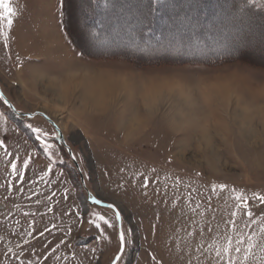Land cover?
Returning a JSON list of instances; mask_svg holds the SVG:
<instances>
[{
    "label": "rangeland",
    "instance_id": "obj_1",
    "mask_svg": "<svg viewBox=\"0 0 264 264\" xmlns=\"http://www.w3.org/2000/svg\"><path fill=\"white\" fill-rule=\"evenodd\" d=\"M66 1L15 0L12 28L2 22L7 46H17L25 60L17 62L20 72H10L22 88L0 63V141L20 158L18 167L31 161L20 181L11 175L12 157L0 148V264H112L121 252L115 211L121 228L131 230L116 264H216V250L229 238L235 246L253 233L257 247L246 264H264V234L259 223L248 226L231 191L248 196L259 221L264 204L252 197L264 195V69L240 61L218 67L186 62L236 52L264 62L263 18L235 22L233 5L240 0H168L151 15L148 0H109L92 13L86 0ZM64 11L83 50L64 28ZM97 19L105 32L95 40ZM146 25L185 45L158 51L140 44ZM198 37L206 39L203 52L192 43ZM110 48L183 60L138 67L82 52ZM73 72L92 80L114 75L128 80V88L112 87L96 109L86 105L84 84L68 99L55 89ZM214 184L227 187L213 193ZM94 198L115 209L99 207Z\"/></svg>",
    "mask_w": 264,
    "mask_h": 264
},
{
    "label": "snow or ice",
    "instance_id": "obj_2",
    "mask_svg": "<svg viewBox=\"0 0 264 264\" xmlns=\"http://www.w3.org/2000/svg\"><path fill=\"white\" fill-rule=\"evenodd\" d=\"M15 0H0V36H3L5 39V47H7V39L8 35L6 32L3 31V24L2 22L6 20L7 27L9 29L13 26V20L12 17L15 16L16 9L12 6ZM154 5H158L159 8H167L169 6L168 0H150V3L146 5L147 7V14L151 15L153 11H156L157 9L154 7ZM144 5L138 4L136 5L137 8H140ZM233 8L236 10L237 15L233 18L235 22L242 24V25H250L254 23V17L256 15L257 11L264 12V0H240L239 4L233 5ZM3 94L0 93V99H2ZM31 127V125H29ZM33 132L39 131L38 129L33 128ZM43 143V142H42ZM45 150L47 151L48 145H44ZM0 148H4L5 154L9 157H12V154L7 151L4 142L0 141ZM31 161V157L27 159H23L22 166L18 167V163L20 162L19 157H12L8 161V166L11 169V175L12 177H18L20 181H23L25 178V172L29 168V164ZM52 171L51 167L48 168V171L44 173V175L41 176V179H44V176H47L48 173ZM155 171V169H153ZM179 183V181H177ZM9 188L12 187L11 181H9ZM118 187L123 188L124 185H118ZM142 187L144 189H147L149 187V181L147 178L144 179L142 183ZM217 187L220 189V191H224L226 189V185L220 184V185H212V192L215 193L217 191ZM234 194V200H235V207L238 211H242L245 216L248 217L249 224L248 226H251L252 224H258L259 223V233L264 234V215H262L259 218V221L257 219H253L254 213L250 208L249 205V198L243 191H237L236 189L231 190ZM147 195V192L144 193ZM55 195V193H53ZM254 200L258 201L260 204H264V195H260L258 193H253ZM93 203L100 204L101 201L98 199H93ZM107 207L109 209H115V206L112 204H108ZM199 207V205H197ZM195 211V209H193ZM96 217V220L102 221L104 225H106L108 228H113L115 225L109 221L105 216L93 214ZM233 217L237 216V211H233L231 214ZM96 220H89L88 223L95 224V227L97 229L101 228V224L97 223ZM115 220L120 221L121 216L119 211H115ZM231 223L235 225V220H232ZM55 227V225H53ZM131 230H128L127 232L124 229H120L119 231V242H120V251L121 253L124 252L127 240L126 236L130 234ZM31 235V233H29ZM255 235L256 233H253L252 235H249L247 237V242H245L243 237L238 238L235 241V246L233 245V241L229 238L226 242V246L221 251L220 249L216 250V257L218 258L216 261V264H238L237 257L231 255V253L237 254L239 256V264H246V262L249 260L250 256L253 254V248L257 247L256 241H255ZM107 238V237H106ZM243 245V247H241ZM262 250H264V245H262ZM122 259L121 255H117L115 257V261L113 264H115L116 261H120ZM155 260V257H153Z\"/></svg>",
    "mask_w": 264,
    "mask_h": 264
},
{
    "label": "trees",
    "instance_id": "obj_3",
    "mask_svg": "<svg viewBox=\"0 0 264 264\" xmlns=\"http://www.w3.org/2000/svg\"><path fill=\"white\" fill-rule=\"evenodd\" d=\"M88 3V8L90 9L91 13L93 10H99L101 7H106L107 3L109 2V0H86ZM66 0H65V4H66ZM240 2V1H239ZM150 3V0H148V4ZM154 7L158 10L159 6L158 5H154ZM65 8V6H64ZM156 10V11H157ZM155 12V11H153ZM257 16H260V18H263L264 21V12H260L257 11L256 12ZM98 23V19L96 21ZM104 25V23H98L95 24V35L94 38L99 39L105 32V28H102ZM150 25H146L145 29L146 32H144L142 34V37L139 39V43L140 44H144V43H151V46H153L154 48H160L158 51H160L161 49L164 50V48H168L169 49V45H175V44H180V45H185L184 41L182 42L181 38H177L175 40H169L168 41V35H167V30L160 32V33H155L154 31H147V29L149 28ZM64 28L67 32V34L70 36L71 40L73 41L74 45L77 46V48H79L80 50H83V46L80 44V42H78L76 36H74V34L72 33V31L70 30V23L68 21V17H67V13L64 11ZM144 29V30H145ZM102 30V31H100ZM106 36V35H105ZM101 43H104V40H101ZM192 43L194 44V46L196 47V50H198L200 52V50L203 52L204 49L202 44H206V39L204 38H195ZM140 47H144V46H140ZM167 49V50H168ZM85 53V55L93 58V59H97V58H122V59H126L129 62H131L132 64L136 65V66H145L148 63H166L168 61H177V63L179 64L183 58L181 59H174L172 57H155L153 59H149L146 58L145 56H143L142 54H134L130 51H125V50H118V49H114V48H110L109 50H102V51H90V52H95L94 54L92 53H88L87 51H82ZM88 53V54H87ZM213 55V53H212ZM215 55V54H214ZM195 56V55H194ZM235 62V61H240L243 62L244 64H248L251 65L252 67H257V68H263L264 69V62L263 61H258V60H250V58H246L245 56L241 57L239 56V54L234 53V54H230L228 56H223L220 55L218 57H213L211 59L206 58L204 54H200L199 56L196 55V57H193L191 59H187L186 62H191L193 64H208L210 66H221L223 63H231V62ZM149 65V64H148Z\"/></svg>",
    "mask_w": 264,
    "mask_h": 264
},
{
    "label": "bare ground",
    "instance_id": "obj_4",
    "mask_svg": "<svg viewBox=\"0 0 264 264\" xmlns=\"http://www.w3.org/2000/svg\"><path fill=\"white\" fill-rule=\"evenodd\" d=\"M69 77L70 78L65 79V81L63 83V87H62L61 83L55 84L56 85L55 89H57V87H59V89H60V97H64V98L68 99V97L70 96L72 91H75V89L79 88V86L84 84V85L88 86V88L85 91L86 105H89L90 103H93V105H94L93 107L96 108V109L101 107L100 104H101V101L103 100V97L109 95L110 93H112L115 90V89H113L114 87H116V86L120 87V88L123 87L124 89L128 88V86L124 85V82H127L128 80H125L123 78H121V79L120 78H114V75H113V77L112 76H101L100 75L99 77H97V79H93L95 81L90 79L89 75H86V76L83 77L81 74L76 73V72H73L72 76H69ZM44 84L45 83H43L42 85H44ZM53 85L54 84L52 82L51 86H53ZM37 91H39V89H37ZM140 122H139L138 119H136L134 124L135 123H140Z\"/></svg>",
    "mask_w": 264,
    "mask_h": 264
},
{
    "label": "crops",
    "instance_id": "obj_5",
    "mask_svg": "<svg viewBox=\"0 0 264 264\" xmlns=\"http://www.w3.org/2000/svg\"><path fill=\"white\" fill-rule=\"evenodd\" d=\"M3 31H6L5 27H3ZM18 50L19 48L17 46H7L4 49L0 47L1 69L7 70L6 74L8 75V78L10 79L13 86H16V88L21 87L22 85H18L14 83L13 75L10 72H13L14 70H17V72H20L21 68L17 66V64H19L17 62L19 59L22 61L25 60V58L22 55H19L20 53ZM33 70L35 71V69H32V74L34 72ZM17 101L23 104V102L20 99H17Z\"/></svg>",
    "mask_w": 264,
    "mask_h": 264
},
{
    "label": "water",
    "instance_id": "obj_6",
    "mask_svg": "<svg viewBox=\"0 0 264 264\" xmlns=\"http://www.w3.org/2000/svg\"><path fill=\"white\" fill-rule=\"evenodd\" d=\"M51 123H52V122H51ZM69 152H70V155H71V157H72V160L74 161L76 167L78 168V164H77L76 160L74 159L73 155L71 154V151H69ZM91 202H93V200H92ZM94 204H95V203H94ZM96 205L101 206V207H107V204H104V203H100V204H96ZM121 254H122V253H120L119 255H121ZM116 262H117V261H116ZM116 262H115V263H116Z\"/></svg>",
    "mask_w": 264,
    "mask_h": 264
}]
</instances>
